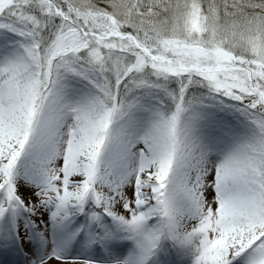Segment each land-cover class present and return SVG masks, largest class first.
<instances>
[{
	"label": "snow or ice",
	"instance_id": "6c2138e0",
	"mask_svg": "<svg viewBox=\"0 0 264 264\" xmlns=\"http://www.w3.org/2000/svg\"><path fill=\"white\" fill-rule=\"evenodd\" d=\"M0 264H264V0H0Z\"/></svg>",
	"mask_w": 264,
	"mask_h": 264
}]
</instances>
